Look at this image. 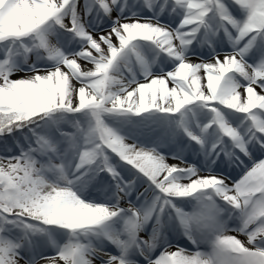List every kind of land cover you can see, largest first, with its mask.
<instances>
[{"label":"snow or ice","instance_id":"6c2138e0","mask_svg":"<svg viewBox=\"0 0 264 264\" xmlns=\"http://www.w3.org/2000/svg\"><path fill=\"white\" fill-rule=\"evenodd\" d=\"M0 264H264V0H0Z\"/></svg>","mask_w":264,"mask_h":264}]
</instances>
